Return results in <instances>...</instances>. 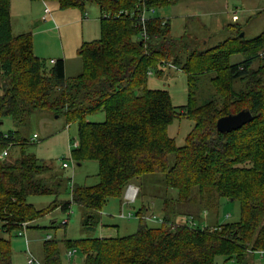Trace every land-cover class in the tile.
Wrapping results in <instances>:
<instances>
[{
	"label": "trees",
	"instance_id": "trees-1",
	"mask_svg": "<svg viewBox=\"0 0 264 264\" xmlns=\"http://www.w3.org/2000/svg\"><path fill=\"white\" fill-rule=\"evenodd\" d=\"M57 1L62 8L82 10L88 3L97 4L102 12L101 37L83 43L79 52L84 71L67 78L64 59L48 65L47 59L35 54L31 33L14 34L12 0H0V120L11 117L22 126L33 112L50 109L78 121L71 155L78 164L98 161L100 179L91 186L74 184L71 199L60 201L72 178L28 153L30 141L20 129H0V231L11 234L25 222L28 229L52 209L67 210L73 203L90 211L86 222L94 228L111 198L123 197L138 179L161 173L166 192L160 217L151 218L143 205L128 213L140 219L135 233L66 239L68 252H81L82 264H216L218 256L242 262L264 250V60L260 57L264 32L251 40L234 37L185 55L177 52L192 50V45L171 35L169 20L149 15L176 0ZM234 54L244 59L232 62ZM256 60L262 61L257 68ZM165 65L188 73L190 84L194 75L215 73L212 81L218 97L199 103L190 89L189 102L174 105L167 90L147 87L150 73ZM102 109L104 121L86 120L87 114ZM243 109L252 112L251 122L229 132L218 130L220 117ZM182 117L195 125L180 146L168 130ZM17 148L19 155H14ZM5 150L8 154L2 157ZM42 194L56 198L46 208L29 201L31 195ZM222 197L240 201L238 221L220 223L217 218L215 224L203 226L201 215L185 210L195 203L206 211L217 200L218 211ZM150 219L159 225H149ZM12 259L11 239L0 236V264H13ZM42 263L72 264L63 261L60 243L52 239L44 242Z\"/></svg>",
	"mask_w": 264,
	"mask_h": 264
},
{
	"label": "rangeland",
	"instance_id": "rangeland-1",
	"mask_svg": "<svg viewBox=\"0 0 264 264\" xmlns=\"http://www.w3.org/2000/svg\"><path fill=\"white\" fill-rule=\"evenodd\" d=\"M24 1L26 0H14L13 7H11L14 34L31 33L35 54L47 59L48 65H52L59 58L64 59L67 78L71 79L83 73L84 60L79 50L84 42L101 37L102 12L99 6L88 3L85 10H82L76 7L62 8L57 0H29L28 4ZM178 1L175 4L156 7L155 11L149 13L151 16L161 15L169 18L172 25L171 35L178 39L183 37V41L180 39L181 44L187 42L193 47L192 50L177 53L189 55L196 48L200 50L212 48L234 37H238V40H251L264 32V0ZM46 6L52 11H58L61 28L45 29L47 23L42 18V12ZM235 15H238L240 19L234 18ZM97 20L100 22L98 23ZM242 33L245 35L242 36ZM237 43L238 41L234 45ZM260 57L263 61L264 52ZM243 59L242 54L232 56V62H239ZM262 61L256 60L253 67L260 66ZM170 62L173 64V59ZM159 68L162 70L154 69L150 73L147 87L167 90L176 106L186 105L191 99V91H193V98L199 103L218 97L217 89L212 81L215 73L194 75L190 84L189 74L181 68L173 65ZM85 118L88 121L102 122L106 119V112L102 109L87 114ZM194 125V120L182 117L169 126L168 132L177 145L182 146L186 143V138ZM0 129L2 131L20 129L30 141L27 146L28 153L35 155L46 164H53L59 172L72 178L67 184V189L64 188L65 191L60 195V201L71 199L74 184L91 186L99 182L98 161L86 160L79 165L71 155V145H75L79 134L78 121H69L64 114L59 115L50 109H41L29 115L22 126H17L11 117H4L0 120ZM19 151L17 148L14 155H19ZM65 162L68 163V167L63 166ZM135 184L140 185L142 194L130 204H125L126 193L121 198H111L101 211L100 223L94 228H90L86 222L90 211L73 203L67 210L60 207L52 209L49 213L31 222L32 224H29L31 227L25 231L19 229L11 234L0 231V236L11 239L12 263L29 264V256H35L36 264H43L44 242L52 239L59 241L62 259L65 263L82 264L84 255L77 252L73 257H69L64 240L133 234L139 228L140 219L128 217V213L129 211L137 212L143 205L149 208L147 214L151 215V218L152 215L160 217L162 215L160 201L166 192L164 175L161 173L148 174L143 179H138ZM55 198L53 194L31 195L29 201L38 208H46ZM217 203V200L215 206L211 203V207L206 211H202L200 205L190 203L185 210L201 215L205 221L203 226L207 223L213 224L212 222L215 224L217 218L220 223L235 222L241 218L239 200L220 198L218 211H216ZM122 213L126 215L122 216ZM185 218V215L179 217V221L182 222ZM65 219H68L67 223L63 222ZM146 222L151 226L159 225L155 219L146 220ZM20 231H24L25 234L19 235ZM216 264H264V255L256 251L242 262H238L235 258L225 260L224 256H218Z\"/></svg>",
	"mask_w": 264,
	"mask_h": 264
},
{
	"label": "built area",
	"instance_id": "built-area-1",
	"mask_svg": "<svg viewBox=\"0 0 264 264\" xmlns=\"http://www.w3.org/2000/svg\"><path fill=\"white\" fill-rule=\"evenodd\" d=\"M45 10H46L47 13H50V8L49 7H46ZM152 11H154V9H152ZM147 12H148V9L147 8H144V10L142 12V16H141V21L143 23H145V21L148 18ZM234 18L237 19L238 18V15H235ZM144 35L146 36V34H144ZM7 154H8V151L5 150L4 153H3V155H2V157H5ZM67 166H68V163L65 162L64 163V167H67ZM138 193H139V187L136 186V185H134V184H130L129 187L127 188V190H126L125 198H126L127 201H135L136 198H137V196H138ZM125 215L126 214L122 213V216H125ZM129 216H131V214H129ZM154 217L155 216H153V218ZM63 222L64 223H67L68 222V219H65ZM27 227H28V223L27 222H25V223L22 224V229L24 231L27 229ZM24 231H20L19 232V235H24L25 234ZM48 237L51 238L50 235H48ZM258 252H260L262 256L264 255V250H260ZM76 253H77V250L76 249H73V250H70L68 252V255H69V257H73ZM28 262H29V264H36L37 259H36L35 256H29Z\"/></svg>",
	"mask_w": 264,
	"mask_h": 264
},
{
	"label": "water",
	"instance_id": "water-1",
	"mask_svg": "<svg viewBox=\"0 0 264 264\" xmlns=\"http://www.w3.org/2000/svg\"><path fill=\"white\" fill-rule=\"evenodd\" d=\"M245 34L242 33V36ZM254 116L248 109H243L237 113H231L220 117L217 121V128L221 132H229L239 129L245 124L251 122ZM80 165V163H79Z\"/></svg>",
	"mask_w": 264,
	"mask_h": 264
},
{
	"label": "crops",
	"instance_id": "crops-1",
	"mask_svg": "<svg viewBox=\"0 0 264 264\" xmlns=\"http://www.w3.org/2000/svg\"><path fill=\"white\" fill-rule=\"evenodd\" d=\"M19 1V0H18ZM27 1H29V0H26V1H24V3L26 4V2ZM13 2H14V0H12V5H13ZM177 2H179L178 0H176L174 3H172V4H175V3H177ZM27 4H28V2H27ZM59 5V4H58ZM13 7V6H12ZM46 7H48V6H46ZM46 7L43 9V14H42V18H43V20L47 23V26H46V28L45 29H48V30H55V29H57V28H61V24L59 23V21H58V16H59V13H58V11H56V10H54V11H52V9L50 8V13H47L46 12ZM58 7V6H57ZM28 12H30V9H28ZM75 14H76V12H74ZM31 14V13H30ZM77 16H78V14H76ZM157 16V15H156ZM158 16H160V17H162V18H164V19H167V20H169L170 21V19L169 18H166V17H164V16H161V15H158ZM238 19H240V17L238 18ZM98 21V20H97ZM100 21H98V23H99ZM63 23H67V22H63ZM62 23V24H63ZM97 23V22H96ZM101 23V22H100ZM170 24H171V22H170ZM12 25H13V23H12ZM171 27H172V25H171ZM65 65H66V62H65ZM66 73H67V71H66ZM67 75V74H66ZM134 185H138V184H135V183H133ZM32 223H30V225H31ZM13 260V259H12Z\"/></svg>",
	"mask_w": 264,
	"mask_h": 264
}]
</instances>
